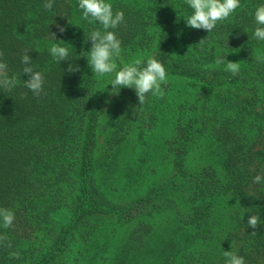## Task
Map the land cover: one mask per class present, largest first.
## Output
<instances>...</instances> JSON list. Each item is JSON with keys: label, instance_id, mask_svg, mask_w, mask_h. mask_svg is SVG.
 <instances>
[{"label": "trees", "instance_id": "1", "mask_svg": "<svg viewBox=\"0 0 264 264\" xmlns=\"http://www.w3.org/2000/svg\"><path fill=\"white\" fill-rule=\"evenodd\" d=\"M45 2L0 0V59L17 79L0 89V207L15 213L0 226L11 243L0 244V264H224L228 250L264 264V181L253 183L264 176V41L253 36L264 0H240L209 33L186 25L185 0H108L124 13L110 29L118 66L153 56L166 69L164 96L143 105L92 72L88 36L101 26L82 19L78 0ZM53 43L69 59L57 63ZM26 49L45 95L24 86ZM222 57L239 74L217 66ZM217 218L227 220L220 229Z\"/></svg>", "mask_w": 264, "mask_h": 264}, {"label": "clouds", "instance_id": "2", "mask_svg": "<svg viewBox=\"0 0 264 264\" xmlns=\"http://www.w3.org/2000/svg\"><path fill=\"white\" fill-rule=\"evenodd\" d=\"M186 4L192 9L190 15L186 17V25L193 29H204L208 33L211 32L218 22L227 20L237 8L241 7L240 0H185ZM45 10H51L53 0H46L43 5ZM78 7L82 10V19L88 23L98 22L100 29H93L88 39L91 41V47L87 52V62L92 72L98 77L111 76L109 84L112 86V93L119 95L121 87L133 89L138 98V103L143 105L146 102V96L151 93L153 96L162 98L164 91L162 84H167L168 75L164 65L153 56H137L130 62L123 63L118 66L117 60L121 55V41L114 31L124 21V13L121 10L113 12L112 4L108 0H78ZM255 28L253 36L257 40L264 41V3L255 7L254 10ZM57 31L64 33L65 27L56 24ZM55 40L56 34L52 33ZM63 42V41H60ZM203 43V39L199 41ZM30 49H26L22 56V63L25 65L22 73L27 74L24 86L28 88L34 96L45 95L44 76L41 72L34 70L31 66V57L28 55ZM50 53L57 63L69 59V49L62 43H53L50 47ZM0 52V58L3 57ZM226 63L225 70L232 73L233 76L239 74V62L226 60L225 57L217 58L215 64L217 66ZM79 65L73 66L69 63L67 71L69 73L79 71ZM17 84L15 76H9L8 67L2 59H0V89L11 91ZM103 90V89H97ZM264 176L256 175L253 183H261ZM250 211V210H249ZM15 220V213L9 209L0 207V226L4 229L11 228ZM247 225L254 231L261 225V219L258 213L250 215L247 219ZM7 243H4L6 242ZM0 244L5 247H11L10 241L6 234L0 235ZM10 256L19 258V252H12ZM225 257L224 264H246L243 256L236 251H223Z\"/></svg>", "mask_w": 264, "mask_h": 264}, {"label": "rangeland", "instance_id": "3", "mask_svg": "<svg viewBox=\"0 0 264 264\" xmlns=\"http://www.w3.org/2000/svg\"><path fill=\"white\" fill-rule=\"evenodd\" d=\"M166 128H167V126H164L162 129L157 130V131L154 133V134H157L156 137H158L159 134H167V132H166ZM156 137H154V138L152 139V142H157V138H156ZM197 158H198V154H197V152L193 151V152L190 153V155H189V159H190L191 164H193V165L198 164V163H197ZM224 206H227V208L224 207ZM229 209H230V204L227 203V202H224L223 204H220V205L217 207V210H219V211L221 212L222 215H223L225 212H227ZM65 215H66V214H62L61 219H64V218H65ZM223 216H224V215H223ZM164 220H165V219L160 218L159 220L156 221V225H163ZM217 220H218V225H219L218 228L220 229V228L222 227L221 224H222V222H223L224 219H223V218L221 219V223H220V224H219V218H217ZM224 221L226 222L227 220H224ZM219 229H217V231H218Z\"/></svg>", "mask_w": 264, "mask_h": 264}]
</instances>
